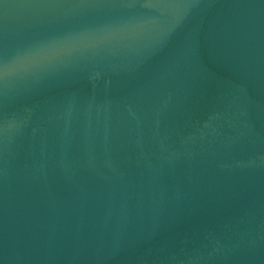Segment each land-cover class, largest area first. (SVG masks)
<instances>
[{"label": "water", "instance_id": "1", "mask_svg": "<svg viewBox=\"0 0 264 264\" xmlns=\"http://www.w3.org/2000/svg\"><path fill=\"white\" fill-rule=\"evenodd\" d=\"M0 264H264V0H0Z\"/></svg>", "mask_w": 264, "mask_h": 264}]
</instances>
